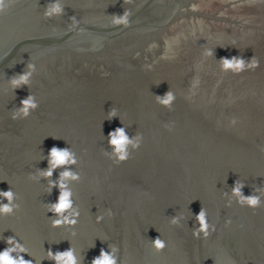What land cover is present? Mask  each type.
<instances>
[{
    "label": "water",
    "instance_id": "water-1",
    "mask_svg": "<svg viewBox=\"0 0 264 264\" xmlns=\"http://www.w3.org/2000/svg\"><path fill=\"white\" fill-rule=\"evenodd\" d=\"M54 2L9 0L0 14V191L11 188L20 205L0 216V252L15 237L33 264H55L47 251L70 247L78 264L101 249L116 264H264V203L232 196L239 180L264 202V0H60L64 14L45 18ZM125 11L128 25L113 24ZM232 57L259 67L222 70ZM30 63V85L13 91L10 78ZM169 90L171 111L156 99ZM29 95L38 109L13 120ZM118 127L132 140L123 163L107 141ZM54 146L76 163L45 179L38 170ZM64 171L79 179L62 180ZM53 182L71 193L62 217L48 212L60 195ZM201 208L215 231L196 239ZM76 214L75 226H52Z\"/></svg>",
    "mask_w": 264,
    "mask_h": 264
},
{
    "label": "clouds",
    "instance_id": "clouds-1",
    "mask_svg": "<svg viewBox=\"0 0 264 264\" xmlns=\"http://www.w3.org/2000/svg\"><path fill=\"white\" fill-rule=\"evenodd\" d=\"M128 2H131V0H128ZM11 5L9 3V0H0V14H5L7 11H9ZM65 12L64 6L60 3V0H55L54 3H49L45 7L44 16L45 18H52L56 16H61ZM74 20V18H73ZM129 23V13L127 11L123 12V15H113V24L115 25H124L127 26ZM206 55H212L213 53L211 51H208L205 53ZM222 64V70L224 71H231L234 74H239L247 70H255L257 67H259V61L255 59L254 57L251 58V60H245L243 58L239 57H232L231 59L228 58H222L221 60ZM28 70L24 71L22 74L15 75L10 78L9 84L13 91L16 89H20L24 86H28L31 83V78L36 72V66L35 64H28L27 65ZM156 99L160 105L163 107L172 110L173 102L176 99V96L173 92L170 90L167 91L163 96H156ZM21 106L18 108H13L12 112V119H26L28 118L32 112L38 109L39 104L36 100V97L33 95H29L27 98L21 100L20 102ZM117 110L115 108H112L109 112V120L116 118ZM232 124L236 123V119L234 118L231 122ZM132 139H135L138 141L137 144H135L133 147L135 150L139 149L141 146L142 140H143V134L139 131L136 132L134 137ZM108 145L109 147L114 149V154L116 155L115 161L117 163H123L126 162L130 155L127 151V146L132 143V140L129 138V136L126 134V128L125 127H118L115 130L109 132L107 137ZM48 163L49 167L47 170H38L42 171L43 178L47 179L52 177L53 172L57 168L66 167L69 164H75L76 161L72 158V153L70 151V148H64L60 149L58 147H52L48 153ZM74 179L78 180V175H73L69 171H64L62 173V180L67 179ZM50 187H55L60 190V195L58 197V201L55 204H51L48 206V212L53 213L56 217H62L63 214L71 208V201L70 196L71 193L69 191H64L65 184L62 182H53ZM245 187V184L239 180H237L232 187V196L236 198L235 202L238 203L240 206H247L252 209H256L261 207L262 200L261 197L256 195L255 193L260 191V188H254L253 194L249 196H245L242 192V189ZM0 197L3 198V200H7L8 203H0V216H11L16 211H19L20 205L18 203L13 204L14 195L13 191L10 188L8 191H0ZM232 205V202L229 201L226 204V207H230ZM109 216L112 215L111 210L109 209ZM79 218V214H76V218L69 221L67 217L63 219H51L52 220V226L53 227H61V226H75L76 225V219ZM98 222L103 220V216H100L97 218ZM195 221L198 223L199 227L193 228V237L196 239L201 238V234L204 238H207L211 235L212 232L215 231V226L210 225L208 218H207V212L203 208L199 211L197 215H195ZM171 223L173 225L178 224V218L173 217ZM227 223H231V220H229ZM211 229V231H210ZM75 235V233H73ZM153 248L159 252L165 249L166 247V241L161 238V236H158L156 239L151 240ZM6 244L8 247L0 252V264H33L32 259H24V255H27V249L24 246L23 243L18 242L15 237H9L6 239ZM109 248H112L113 251H118L119 249L115 247V245H108ZM15 254V255H14ZM47 258L48 260L54 261L55 264H78L77 258L74 255V249L70 247L66 251H57L53 253L50 249L47 251ZM82 264V262H80ZM91 264H116V260L113 258L111 254H109L108 251H105L104 249H101L100 254L98 257H95Z\"/></svg>",
    "mask_w": 264,
    "mask_h": 264
}]
</instances>
